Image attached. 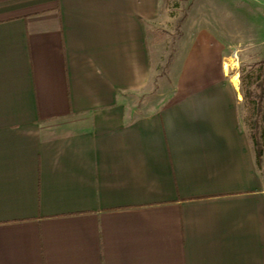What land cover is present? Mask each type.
<instances>
[{"label":"crops","instance_id":"obj_1","mask_svg":"<svg viewBox=\"0 0 264 264\" xmlns=\"http://www.w3.org/2000/svg\"><path fill=\"white\" fill-rule=\"evenodd\" d=\"M162 8L0 0V264H264L247 45L193 8L158 102Z\"/></svg>","mask_w":264,"mask_h":264},{"label":"rangeland","instance_id":"obj_2","mask_svg":"<svg viewBox=\"0 0 264 264\" xmlns=\"http://www.w3.org/2000/svg\"><path fill=\"white\" fill-rule=\"evenodd\" d=\"M193 8L215 19L223 32H231L246 43L247 50H242L240 72L243 68L249 71L256 62L264 59V0H163L160 22L151 28L154 30L151 35L157 43L152 54L155 68L153 74L154 77L157 75L158 84L153 79L149 90L145 92L159 96L158 102H162L170 93L168 86L159 84L162 79L168 78L179 25ZM241 49H244V45Z\"/></svg>","mask_w":264,"mask_h":264},{"label":"trees","instance_id":"obj_3","mask_svg":"<svg viewBox=\"0 0 264 264\" xmlns=\"http://www.w3.org/2000/svg\"><path fill=\"white\" fill-rule=\"evenodd\" d=\"M188 14L179 25L180 28ZM241 95L240 116L253 147L255 159L260 169L264 157V59H260L247 71L243 68L240 72Z\"/></svg>","mask_w":264,"mask_h":264},{"label":"bare ground","instance_id":"obj_4","mask_svg":"<svg viewBox=\"0 0 264 264\" xmlns=\"http://www.w3.org/2000/svg\"><path fill=\"white\" fill-rule=\"evenodd\" d=\"M237 80V77L234 79V81H236Z\"/></svg>","mask_w":264,"mask_h":264}]
</instances>
